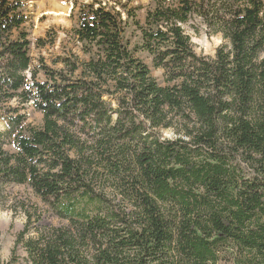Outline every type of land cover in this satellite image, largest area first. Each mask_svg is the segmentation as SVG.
<instances>
[{
	"label": "trees",
	"instance_id": "16d2710c",
	"mask_svg": "<svg viewBox=\"0 0 264 264\" xmlns=\"http://www.w3.org/2000/svg\"><path fill=\"white\" fill-rule=\"evenodd\" d=\"M27 2L0 0V205L36 200L11 207L27 262L264 264V0H154L142 20L74 0L82 57L53 68L32 67ZM196 24L223 40L211 57Z\"/></svg>",
	"mask_w": 264,
	"mask_h": 264
},
{
	"label": "rangeland",
	"instance_id": "374dc122",
	"mask_svg": "<svg viewBox=\"0 0 264 264\" xmlns=\"http://www.w3.org/2000/svg\"><path fill=\"white\" fill-rule=\"evenodd\" d=\"M74 0H28L26 7L27 22L25 29L29 33L30 56L32 67L44 64L53 68L51 61L64 55L69 49L82 57L80 44L75 41L72 31L75 26V18L70 14ZM78 3H90L92 0H75ZM121 1V0H119ZM125 1V0H122ZM154 0H131L133 7H138L137 15L142 20L145 11L152 6ZM119 8V6H118ZM197 23L199 21L197 20ZM198 25L199 33H191L193 48L196 54L206 57L213 56L215 49L223 40L220 35H208L204 26ZM145 63L150 68V73L158 82L162 81V72L154 69L147 55H143ZM41 77V74H40ZM31 126L38 127L41 124L42 115L40 112L28 106L25 110ZM5 128V122L0 113V131ZM164 137H172L169 131H164ZM6 149L14 152L11 145ZM7 199L0 205V258L3 264H29L25 258L24 250L16 245L17 234L22 229L24 218L19 211L11 207L19 199H32L34 196L28 188L23 186H12L7 189ZM60 221L55 216L44 219V223L56 225Z\"/></svg>",
	"mask_w": 264,
	"mask_h": 264
}]
</instances>
